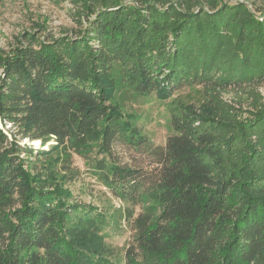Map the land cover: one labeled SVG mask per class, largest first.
Here are the masks:
<instances>
[{"label": "trees", "instance_id": "obj_1", "mask_svg": "<svg viewBox=\"0 0 264 264\" xmlns=\"http://www.w3.org/2000/svg\"><path fill=\"white\" fill-rule=\"evenodd\" d=\"M65 1L77 29L44 22L0 47V264H120L108 213L66 185L72 155L93 152L119 201L150 202L126 211L123 264H264V0ZM187 85L205 101L177 103L164 145L118 98ZM117 143L154 163L120 164Z\"/></svg>", "mask_w": 264, "mask_h": 264}, {"label": "rangeland", "instance_id": "obj_2", "mask_svg": "<svg viewBox=\"0 0 264 264\" xmlns=\"http://www.w3.org/2000/svg\"><path fill=\"white\" fill-rule=\"evenodd\" d=\"M72 9L73 6L69 1L59 3L57 0H0V47L9 49L17 45V40L24 31L36 30V26L44 22L48 30L55 35L67 29H77ZM260 91L264 95V87ZM235 97L237 95L234 91L225 95V98L231 102L235 101ZM118 98L125 113L134 118L135 126L155 145H164L173 133L172 114L179 101L194 104L196 107L205 101L203 89L198 85L184 86L165 100L155 95L148 97L137 95L131 91L120 92ZM0 126L3 127L1 121ZM23 144H31L39 149L41 142L36 146L34 142L26 139ZM52 144L54 143H49L44 149L48 150ZM97 155L95 152L88 157L73 154L71 158L73 174L69 173L66 185L73 192L75 200L91 203L108 213L111 223L105 227L106 243L113 253V260L123 264L125 251L135 234L132 220L129 222L125 218L126 211L128 208L133 209L134 217H137L146 210L145 207L149 206L150 202L133 207L119 201L90 168V162L97 158ZM52 157H57L56 153ZM113 158L120 164L141 168L152 166L154 163V159L149 154L120 143L113 146ZM34 161L38 167L48 163L45 158L42 159L45 162ZM61 164L59 168L62 167Z\"/></svg>", "mask_w": 264, "mask_h": 264}, {"label": "bare ground", "instance_id": "obj_3", "mask_svg": "<svg viewBox=\"0 0 264 264\" xmlns=\"http://www.w3.org/2000/svg\"><path fill=\"white\" fill-rule=\"evenodd\" d=\"M34 144H35L36 146H39L40 141H36V142H34Z\"/></svg>", "mask_w": 264, "mask_h": 264}]
</instances>
